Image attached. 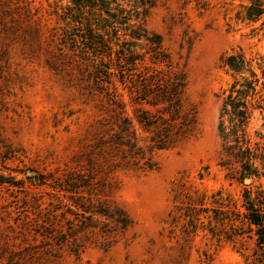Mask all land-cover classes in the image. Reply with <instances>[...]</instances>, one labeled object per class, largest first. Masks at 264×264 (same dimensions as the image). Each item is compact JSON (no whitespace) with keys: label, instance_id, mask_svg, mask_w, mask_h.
<instances>
[{"label":"rangeland","instance_id":"374dc122","mask_svg":"<svg viewBox=\"0 0 264 264\" xmlns=\"http://www.w3.org/2000/svg\"><path fill=\"white\" fill-rule=\"evenodd\" d=\"M142 1L152 6L139 9L140 23L186 75L185 105L196 113L191 136L174 147L139 143L155 164L146 171L115 162L110 142L119 117L146 138L136 117L151 107L127 97L124 112L110 105L78 59L57 50L53 33L71 1L0 0V264L41 245L33 227L60 205L71 175L110 184L100 197L134 228L109 249L87 243L79 257L30 264H264V235L246 218L250 201L264 214V17L242 19L250 0L128 3ZM137 43L139 69L165 68Z\"/></svg>","mask_w":264,"mask_h":264},{"label":"trees","instance_id":"16d2710c","mask_svg":"<svg viewBox=\"0 0 264 264\" xmlns=\"http://www.w3.org/2000/svg\"><path fill=\"white\" fill-rule=\"evenodd\" d=\"M70 1L72 6L62 8L60 15L63 27L53 33L57 50L61 56L67 51L78 59L79 65L85 67L84 75L94 81V89L110 105L124 112L127 106L124 97H127L133 105L151 107L152 110L141 108V114L136 117L142 131L148 134L146 138L138 137L128 117H119L110 154L115 162L120 158L123 165L144 171L154 169L152 158L138 146L140 142L148 141L153 150H166L188 139L194 131L196 113L185 105L186 75L171 63L162 47V37L152 35L140 23L139 9H146L150 4L147 1L137 4L128 3L132 0ZM250 1L242 19L256 23L264 17V2ZM112 5L113 9L102 10ZM80 40L92 47H79ZM138 41L150 46L153 63L164 69L138 68L137 63L144 60V55L134 51ZM235 61V57H230V66ZM0 182H4L3 177ZM60 186L59 192H64L60 194V205L51 206L33 227L34 240L41 237V245L11 254L7 264H30L47 255L60 258L64 253L79 257L87 243L109 249L128 238L134 228L129 214L114 201L100 197L110 184L84 181L80 175H71ZM248 204L247 220L264 235V214L254 208V201Z\"/></svg>","mask_w":264,"mask_h":264}]
</instances>
